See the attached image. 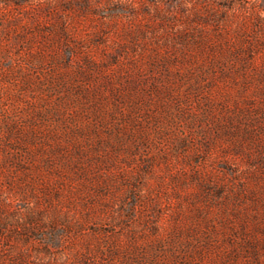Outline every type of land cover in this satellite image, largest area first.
Listing matches in <instances>:
<instances>
[{
    "label": "rangeland",
    "instance_id": "obj_1",
    "mask_svg": "<svg viewBox=\"0 0 264 264\" xmlns=\"http://www.w3.org/2000/svg\"><path fill=\"white\" fill-rule=\"evenodd\" d=\"M0 264H264V0H0Z\"/></svg>",
    "mask_w": 264,
    "mask_h": 264
}]
</instances>
